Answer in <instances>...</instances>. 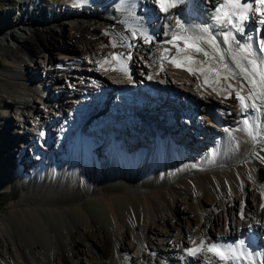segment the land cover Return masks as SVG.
<instances>
[{"label": "bare ground", "instance_id": "obj_1", "mask_svg": "<svg viewBox=\"0 0 264 264\" xmlns=\"http://www.w3.org/2000/svg\"><path fill=\"white\" fill-rule=\"evenodd\" d=\"M96 1L109 5L110 7L105 9H109L110 12L94 9L93 3ZM74 2L78 5L76 4V8L71 12L69 9H53V17L58 15L60 18L59 14L62 16L70 13L78 15V23L76 27L73 26L75 28L72 33L64 30L63 22H59L61 19L57 20L59 28L62 29L59 39L54 35L55 30H49L43 25L44 23L37 26L35 18H31L34 15L38 16V12L42 11L41 2L38 0L22 1L19 4L25 12H29L31 8L28 17L21 13L22 17L16 20V26L19 30L21 29L20 32L10 34L7 26L5 31L9 29L8 32L2 31L0 35V45L12 63V65L5 64L0 70V86L6 92L18 97L16 111L21 117V123L25 124L21 129H14L15 134H13L11 130L14 125L13 121L5 119L7 125H4L0 132V146L2 143L4 146L0 147V152L19 144V139H21L22 153L27 152L28 147H34L39 152L44 150L50 153L54 144L53 135L48 131H55V125H59L60 121L66 123L63 125V133L66 136L60 137L63 143L71 141L70 136L75 133L76 135L87 134L95 137L94 140H102V133L98 132L102 130V125H99L102 118L99 117L98 120L96 118L98 114H95V121L92 124L94 127L88 131L83 129V126L89 124V121L92 122L93 119L87 118L86 114L77 113L79 103L90 106L93 99L96 98L95 103H97L98 97L105 94L106 97L103 99V105L99 107V112L103 110L106 112L104 107L108 105L107 102L111 98L114 99V96L118 99L117 95H120L115 94L114 91L123 88L124 91L135 94L138 93L136 90L142 89L143 84H146L144 86L146 89L156 87L160 96L164 97L154 108L158 114L162 106L168 105L169 109L172 108L169 101H177L183 109L185 108L182 120L185 126L183 127L177 118L167 128H163L164 125L159 126L162 124L160 121L157 123L156 133L155 129H151L153 131L151 135L149 128L137 120H134L137 133L123 128V125L117 127L119 130L116 131V136L120 137V141L130 150L135 149V152L125 150L122 153L114 146L110 149L107 159L103 154L100 155L101 163L93 159L92 154L87 151L79 139H75L76 137L68 151V145H61L62 141L59 140L58 148L59 150L62 148L65 152L59 168L53 164L47 167L48 165L36 163L37 170L33 172L31 179L34 183L30 184L31 190L22 200L26 205L14 207L6 215L5 213L0 215V233L3 236L8 235L14 245L10 250L11 258L2 252L0 246V264H83L81 254H86L88 250L95 254L93 256L99 258L98 262L91 264H117L115 260L119 258L118 256L125 258V264H137L135 253L139 254L145 264H162L155 256L158 253L163 254L169 264H206V262L207 264H221L206 251L207 244L214 242L222 245L231 244L238 240L245 241L243 249L236 245L237 254L240 255L243 252V255L239 260L230 261L229 264H257L256 262H259L261 258L264 260V253L262 254L264 238L260 239L257 236L260 230L264 235V175L261 172V168L264 167V142L256 144L260 137L256 129L258 126H264V113L241 110L235 98L236 89L227 87L231 83L239 88L238 79H222L220 85H205L201 74L197 73L194 76L186 70L173 67L168 62L164 64L165 71H159V61L153 53L160 45L155 42L144 43L141 31L144 28L150 34L157 31V35L153 34L157 41L167 39L168 37L163 36L166 30L165 25L174 24L175 17L172 20H165L164 14L154 0H74ZM150 10L153 12L150 13ZM156 10L159 11V16H156ZM175 10L173 9L172 12L174 13ZM87 11L89 14L99 15L107 22L108 36L103 32L92 30V26L82 17ZM134 11L139 14L134 17L135 19H133ZM9 21H11L10 18L6 20L7 23ZM159 21L162 22L163 27L159 25ZM1 22H5V19H0V25ZM24 26L28 31L24 29ZM251 27H253V22ZM256 30H258L257 27ZM133 31L136 32L135 37L132 35ZM168 31L170 32L171 29ZM260 36L264 39L263 28L256 35L249 36L251 38L249 43L255 44L260 40ZM61 39L62 42H60ZM9 40L14 42L15 46L11 45ZM105 40L111 45L126 48L125 55L120 53L121 61L112 60V55L116 53L106 48L102 57H97V60L90 58L92 64L85 62V58L83 62L88 66L79 67L82 70H90L88 75H97L101 81L100 86L91 88V85L85 82L80 88L71 87L68 92H71L75 99L65 101L58 95L63 107L59 105L56 108V104H52L48 110L39 105L37 100L30 98L32 94H36L43 101H49L50 94L52 96L54 94L45 81L48 78L54 80L55 77L50 68L47 69L45 77H40L35 70L30 72L25 67L24 57L36 63L40 53L49 52L47 65H51L54 62V50L67 53L70 58H80L81 54H85L88 49L97 47ZM163 47H168V45H163ZM131 49L142 51L145 54L147 64H143L140 69L143 81L136 78L138 74L134 68L129 71L128 78L134 76L131 82L126 78L121 81L119 75L115 71L112 72L114 69H120L121 63L126 64V70L129 64L133 65L131 60L127 59L131 55ZM117 51L118 49L115 50ZM174 51L173 49V53ZM9 55H12L11 58ZM105 59L109 63H104ZM197 59L206 58L200 54ZM193 66L198 67L199 65L193 64ZM106 68L111 71L107 72ZM77 73L82 80L85 72ZM155 73L158 75L156 76ZM106 77L111 78L112 82H109ZM68 81L63 79L60 83L68 87L70 83ZM214 87L216 90H213ZM112 88L115 90L113 91ZM243 91L247 94L248 88L245 87ZM229 92H232L231 98L228 97ZM112 93L114 95H111ZM122 100L126 105L131 104L129 100L120 96V101ZM21 105L34 110L39 115L37 117L45 121L38 126L30 125L29 115L20 111ZM203 114H207L206 118ZM245 119L250 125L255 126L251 135L246 130ZM186 120L191 122L185 123ZM162 122L165 121L162 120ZM26 124L29 125L26 126ZM217 125L219 129L216 128ZM194 130L198 133V137L193 139L191 131ZM2 132H4L3 135ZM262 132L264 133V129ZM137 135L141 136V140ZM37 136L41 142L35 145ZM167 138L171 142L167 141ZM200 142L205 149H200ZM143 147H148L147 151H143L145 150ZM208 148L207 154L199 155V152L202 153ZM184 149H190L189 151L193 154L195 152L194 155L198 154V158H190L184 153ZM97 150L100 152L99 149ZM44 151L40 152L41 155L37 157L38 162L48 161L49 164L56 157L50 158L47 154L45 156ZM5 152L0 154V182H8L7 185L11 186L13 176L19 170L11 169L16 166L13 162L15 160L12 157L11 162L7 163ZM197 169L199 173L193 174ZM2 176L4 179L1 178ZM248 183L254 185L256 196L254 203H246L244 207L242 203L245 198L246 202H249L250 193L245 187ZM189 195L197 199L198 205L195 207L197 212L185 217L177 201L179 197H189ZM239 201L241 204L240 217L237 212ZM222 214L225 215L223 219L220 217ZM173 218L177 219V223L182 226L185 221H188L193 224V228H197L196 226L202 223L200 228L204 227L207 230V236L202 235L200 240L194 241L195 243H192V239L189 242L186 241L184 246L178 249L171 248L169 244H166L164 249L155 247L149 235L153 224L159 220L169 223ZM102 223L108 229L99 233L96 227ZM14 225L25 230L28 237L27 243L20 237L14 236ZM80 225L84 228L89 225L96 228L98 233L96 239L92 238L91 234H86L90 248L84 249L78 245V234L74 228ZM157 233L163 234V231L158 228ZM201 241L207 242L205 250L197 257L189 256L185 249L190 246H199ZM43 242L53 248H58L62 261L58 259V256L54 260L48 258L43 253ZM175 250L179 251L175 253ZM10 251L7 250V255L11 253Z\"/></svg>", "mask_w": 264, "mask_h": 264}, {"label": "rangeland", "instance_id": "obj_2", "mask_svg": "<svg viewBox=\"0 0 264 264\" xmlns=\"http://www.w3.org/2000/svg\"><path fill=\"white\" fill-rule=\"evenodd\" d=\"M25 1L29 2V1H34V0H29V1L25 0ZM38 1L41 2L42 11L38 12L39 13L38 16L35 17V15L34 16L32 15L33 17H31V18H35V24H38L37 26H40V25H42V23H44L43 25H45L49 30H55L54 35L56 38L59 39L60 36L62 35V29L59 28L57 20L61 19V21H59V22H61V23L63 22L64 30H66L67 33H72L74 31L73 29L77 26V23H78L77 22L78 15L70 13V14H63L61 16V14H59L60 15V18H59L58 15L53 17L52 13H53V9L60 10L61 8L69 9L71 12L74 8H76L78 3L74 2V0H38ZM17 3H18L17 0H0V19H5V22H1L2 24L0 25V35H1L2 31L3 32L5 31V29H6L5 27H7V26L9 27V29L11 31L9 29H8L9 32H8V30H6V31L10 34L11 33L16 34L17 31L20 32L21 29L19 30L18 27L16 26L17 25V22H16L17 18L22 17L21 13H24V15L26 17H28L29 13H31V8H30L29 12L28 11L25 12V9L20 8V6ZM93 6H94V9H99V10H102L105 12L106 11L110 12L109 9H105L107 7H110L109 5H106L105 2L100 3L98 1H96L93 3ZM30 7H32V6L30 5ZM88 12L89 11H87L86 14L82 15V17H84V19L87 20V23L92 26V30L99 32V33L103 32L106 36H108L109 33L106 30L107 22H105V20L103 18H101L99 15L89 14ZM151 12H153V10H150V13ZM156 13H157L156 16H159L158 10H156ZM33 14H36V13H33ZM154 16H155V14H154ZM134 17H136V16H133V19H135ZM9 18L11 19V21H9V23H7L6 20L7 19L9 20ZM31 18H30V20H32ZM137 20L140 21L141 19H137ZM56 21H57V23H56ZM158 23H159V25H161V27H163L161 21H159ZM74 25H75V27H73ZM24 29L26 31H28L26 26H24ZM153 34L157 35L158 32L153 31ZM60 42H62V39L60 40ZM9 43L11 45L15 46V43L12 42L11 40H9ZM106 48H109L112 51V53L113 52L114 53L119 52V54L121 53L122 55H125L124 54L126 51L125 47L122 48L119 45L113 46L105 40V41L100 42V44L97 47H94L92 49L90 48L85 52V54H81V56H79L80 58H70V56L67 53L61 52L59 50H54L53 51V54H54L53 61L54 62L51 65H47V62H48L47 58L49 57V55H48L49 52L40 53V56L37 59L36 63L33 61H30L26 57H24L25 58L24 60L26 62L25 67L30 72L35 70V72L39 73L40 77H45L46 71H48L50 68L53 76L55 77L54 80L51 78H48L49 80L46 79V81H45L48 88H50V87L52 88L51 92H53V94H54V96H52V94H50V96H49V99L51 101L49 100V101L45 102L36 94L35 95L32 94V96L30 98L37 100L39 102V105L44 106L46 108V110H48L52 104L53 105L56 104V106H55L56 108L59 107V105L61 107H63L61 104L62 100H60V97H58V95H60L62 97V99L65 101H71L72 99H75V97L71 94V92H68L69 88H71V87L80 88L85 82L87 85L88 84L91 85L90 86L91 88L94 86H100L101 81L97 77V75L96 76L88 75L90 73L89 72L90 70H84V69L82 70V68L80 69L79 67L88 66L87 63L92 64V61L90 58L96 59L97 57H100V56L102 57L103 53L105 51L104 49H106ZM120 48H122V49L120 50ZM116 49H118L117 52H115ZM45 54H47V55H45ZM9 56L11 58L12 55H9ZM66 56H68V57H66ZM85 58H86L85 62H87L86 64L83 62V59H85ZM130 60H131V64L133 63V65L129 64V68L127 70L114 69L112 72L115 71V73H117L119 75L121 81H124V79L126 78L127 80L128 79L130 80V81L128 80L129 82H131V80H132V78H134V76H130V78H128L130 75L129 71H131L130 70L131 68H134L135 72H137V74H138V77H136V78L143 81L141 79L142 77L140 76L142 73L140 69H141V66L143 64L144 65L147 64L145 61V54L142 51H139L136 49H131V59ZM5 64L12 65V63L6 57V51L0 45V70H2V68L4 67ZM14 66H16V65H14ZM76 68H78V69H76ZM106 71L110 72L111 70L109 68H106ZM77 72H85L82 80L80 79ZM155 75L157 76L158 74L155 73ZM49 77H50V75H49ZM63 79L66 80V82H67V80H69L68 82H70V83H68V87H65V84H63V83H60ZM107 80H109V82H112L111 78H107ZM88 81H89V83H88ZM61 84H63V85L61 86ZM128 84H130V83H128ZM112 89H113V91L115 90V88H112ZM43 91H44V89H43ZM146 92H148L147 89H146ZM46 95L47 94H45V96ZM111 95H114V93H112ZM17 98H18L17 96L12 95L9 92H6L0 86V132L3 129V126L7 125V121L5 119H9V120L13 121L14 125H13V128L11 129L13 131H15L14 129H21L25 125V124L21 123V120H20L21 117L17 114V111H16V107L18 106V104L16 103ZM69 103L70 102H68V104ZM77 105H78V102L76 101V106ZM20 107H21L20 111H23V113H25V115L27 114V116L29 115L28 122L30 125L33 124V125L38 126L41 124V122L45 121L44 119L40 120L41 117L40 118L37 117L39 115H37V113L34 110L29 109L27 106L25 107V106L21 105ZM54 110L55 109H53V111ZM80 114H83V113H80ZM205 115H207V114H203V116L206 118ZM201 116H202V114H201ZM229 116H232V115H229ZM34 117L37 119H35ZM205 118H202V119L205 120ZM188 121L189 120H186L185 123ZM232 121H235V120H232ZM64 122L65 121H60L59 125H57V126L55 125V128H54L55 131L54 130L48 131L50 134L53 135L52 140H53L54 148L51 149L50 153H49V151L40 150L41 153H43V151H44L45 156L47 154L48 157H50V158L54 157L55 154H53V153H57V151L59 150V148H58L59 146L57 143L60 140L59 138H60V135L62 133V130H60L59 128L63 127L62 129H64V126H62L63 124L66 125V123H64ZM78 122H80V121H78ZM189 122H191V121H189ZM29 124H26V126H28ZM74 124H76V123H74ZM80 124H81V122H80ZM92 124H93V120H92V122L89 121V124L85 125L86 127L83 126V129H85L87 131L91 130ZM181 124L183 127L185 126L184 122H182ZM191 124H193V123H191ZM218 126L219 125H217L216 128H218ZM263 129H264V126H258L256 129L257 134L260 135L259 140L257 141L256 144H260L261 142H264V133L262 132ZM3 133L4 132H2V135H3ZM191 133H192L191 136H193V139H194V137H198V133L195 132V130L191 131ZM150 135H151V132H150ZM0 136H1V133H0ZM137 137L139 140H141L140 136H137ZM201 139H203V138H201ZM35 140H36L35 145L37 143L41 142V139L38 136L35 138ZM23 141H24V139H23ZM19 142L20 143L14 145V147L8 148V150L3 149L4 151L0 152V154H4V152L6 151L4 156L7 160L6 161L7 163H10L11 159L13 157V159L15 160L13 162H14V164L16 163L17 167L16 166L11 167V169L16 168L19 170L18 172H16V175L13 176L14 178H13L11 186L7 185L8 182H6V183L0 182V215L4 214V213L6 215V213L14 207H20L21 205H26V203H23L22 200L24 199V196L27 193H29L31 190L30 184L33 182L31 180L33 178V172L37 170L35 168L36 163L48 165L47 167L51 166V163L48 164V161H43L42 163L38 162L37 157L40 156L41 153L39 151L35 150L34 147L33 148L28 147V151L27 152L25 151L24 153H22V151H23V147H22L23 144L21 143L22 140L19 139ZM137 143H139V142L137 141ZM200 145H201V146H199L200 149H205L202 142H200ZM3 146H4V143H2L0 147H3ZM189 150L184 149V151H185L184 153L188 154L190 158L191 157L192 158L193 157L198 158L199 155L204 156L205 154H207L209 148L206 150H203L202 153L199 152V155L196 154L197 156L194 155L195 154L194 151H193L194 152V154H193ZM21 155H22V158L20 159ZM34 159H37V161H33ZM31 160H32V162H31ZM32 163L34 164V166ZM195 166H197V165H195ZM24 169H25V171H24ZM24 172L27 174H25ZM261 172L264 175V167L261 168ZM198 173L199 172L197 169L194 171L193 174H198ZM47 176H49V175H47ZM3 177L4 176H2L1 178L4 179ZM49 177H51V176H49ZM245 187L248 188L250 195H249V200H248L249 202H246V198H245L244 203H242L244 207L246 206V203H254L255 202V196H256V191H255L254 185L252 183L246 184ZM177 205L179 207H181V209H183V211H184L183 213H184L185 217H187L190 213H196L197 212L195 210V207L198 205V203H197L196 197L193 195H189V197H185V196L179 197V200L177 201ZM238 205L239 206L237 208V212H238V215L240 217V207H241L240 201L238 202ZM220 217H221V219H223L225 217V215L222 214V215H220ZM176 220L177 219L173 218L171 220V222H169V223H167V221L159 220L153 224V228L150 230L149 235L151 236V238H152L151 241L153 242L155 247L157 246V247H161V249H164V246H166V244H169V246H171V248L178 249L179 247H183L184 244L186 243V241L189 242L192 239V243H193L196 240H200V238H202V235H203V237L207 236V230L204 227H203V229L200 228L202 226V223L201 224L199 223L198 226H196L197 228H193V224L189 223L188 221H185L183 226H182L179 223H177ZM14 228H15L13 230L14 236L20 237L25 243H27L28 237H27L25 230H23L22 227H20L18 225H14ZM96 228H97L99 233L108 229L104 226L103 223L101 225L99 224V226ZM96 228L92 225H89L86 228H84L81 225L76 226L74 228V229H76L77 234H78L77 240H79L78 241L79 247L87 249L86 247L90 246V243L87 239L86 234L89 233V234H91L92 238L96 239L98 236ZM158 228H160L163 231V234L157 233ZM129 232H130V230H129ZM257 236L260 239L264 238V235L261 233V230L259 231V234ZM43 243H44L42 246V249H44L43 253H45V255L48 256V258L50 257V259L54 260L58 256V259L60 261H62V257L60 255V251L58 248H53L50 245L46 244L45 242H43ZM0 246L2 247V252L4 254H6L7 257L11 258L12 252L10 250L13 249L14 245H13V243H12V241L8 235L5 234L3 236L0 233ZM189 248H191V246ZM7 250H9L11 252L8 255H7ZM178 251L179 250H175V253H177ZM263 253L264 252L262 251V254ZM93 255H95V254H93V252L91 250H88V252L86 254H81V262H83V264H91L92 262H98L99 258L97 256H93ZM155 256L158 259H160L162 264H169L166 262V258H165V256H163V254L158 253ZM118 257L119 258H116V260H115L116 263L117 264H125V262H126L125 258H122L121 256H118ZM135 259H137L136 260L137 264H145L142 261V259L139 257L138 253H135ZM262 259L263 258H261L259 260V262H256V263L260 264V261H262Z\"/></svg>", "mask_w": 264, "mask_h": 264}, {"label": "snow or ice", "instance_id": "obj_3", "mask_svg": "<svg viewBox=\"0 0 264 264\" xmlns=\"http://www.w3.org/2000/svg\"><path fill=\"white\" fill-rule=\"evenodd\" d=\"M164 14L165 20H172L174 24H166L163 40H156V36L150 34L144 28L141 31L144 43H157L153 55L159 61V71H165V62L173 67L186 70L192 75L197 73L204 77V84L220 85L221 80L238 79L240 87L229 83L230 89L235 90V98L238 100L241 110L248 112L264 113V39L253 43H241L236 36L244 32V23L249 20L250 14L260 12L264 15V0H206L213 3V11L210 16V23L203 25H185L180 16L172 12L186 0H154ZM261 7L256 8L254 4ZM264 23V21H261ZM168 29H171L169 32ZM133 37L136 32H132ZM251 39V38H249ZM168 45V47H163ZM115 46V45H113ZM132 47V45H129ZM173 49L175 50L173 53ZM202 54L206 59L199 60L197 57ZM121 54L112 55V60L121 61ZM131 59V55L127 57ZM104 63H109L105 59ZM193 64H198L194 67ZM103 66V65H102ZM120 70H126V64L121 63ZM151 79V76H149ZM199 87V85H198ZM247 87V94L243 89ZM213 90H216L214 87ZM232 97V92L228 93ZM249 135L254 130L247 119L244 120ZM195 243V242H194ZM206 241H201L199 246L185 249L189 256L197 257L205 250ZM239 245L245 247L244 240H238L231 244L211 243L207 244L206 251L211 253L221 264H229L240 259L243 252L238 255ZM252 253H250L251 255ZM207 264V262H206ZM264 264V260L260 261Z\"/></svg>", "mask_w": 264, "mask_h": 264}, {"label": "water", "instance_id": "obj_4", "mask_svg": "<svg viewBox=\"0 0 264 264\" xmlns=\"http://www.w3.org/2000/svg\"><path fill=\"white\" fill-rule=\"evenodd\" d=\"M98 132H99V134L102 133L101 134V136L103 137L102 140H94V139H96L95 137H92L91 139L88 138L89 140L88 139L86 140V139L80 137L79 135L75 139H79L81 141V143H83L84 146L87 148V151L90 152V154H92L93 159L96 160L98 163H101V160H102V157L100 156L101 154H103L106 157L105 159H107L108 154L110 152V149H112L115 146L120 151L121 150L120 145H125V144H123V142L120 141V139H118V140L115 139L116 137L118 138V136H116V134L109 133V134H111V136H110L107 133V131L106 132L98 131ZM65 143H68V144H65ZM65 143H63V141H62L60 144L61 145H68V149H67V151H68L69 149H71V147H72L71 145H73V141H67ZM97 149H99L100 152H97L98 151ZM62 153H63V156L59 160L54 158V160H52L53 163L50 161L51 164H53L56 168H59L58 166H60V162L62 161V159L65 156V152H62ZM55 154L56 155L58 154V156H59L60 152L55 153ZM97 158H100V160L98 161ZM54 163H56V164H54Z\"/></svg>", "mask_w": 264, "mask_h": 264}]
</instances>
